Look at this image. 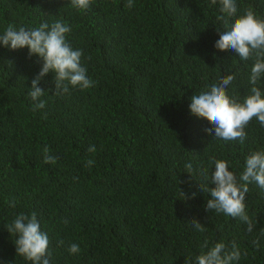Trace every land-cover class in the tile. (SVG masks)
<instances>
[{
    "label": "trees",
    "instance_id": "trees-1",
    "mask_svg": "<svg viewBox=\"0 0 264 264\" xmlns=\"http://www.w3.org/2000/svg\"><path fill=\"white\" fill-rule=\"evenodd\" d=\"M236 3L237 15L252 6L264 17V0ZM126 4L91 0L77 10L70 0H0V33L8 24H68L67 39L83 50L81 64L94 81L57 96L48 73L39 85L46 107L34 112L27 92L42 61L27 47L0 44V264H32L17 255V237L6 227L21 212L37 214L50 264H187L207 250L206 238L209 247L223 241L230 248L235 240L242 255L233 264H264V189L250 183L245 197L251 232L239 218L207 210L210 194L202 190L215 187L212 157L240 176L246 156L264 150V127L253 119L243 143L223 141L189 109L192 95L228 74L235 77L228 94L242 100L252 87L253 61L214 46L219 3ZM257 87L264 93V76ZM45 146L55 164L44 162ZM89 159L95 163L86 167ZM193 219L206 231H197ZM73 243L75 254L68 251Z\"/></svg>",
    "mask_w": 264,
    "mask_h": 264
},
{
    "label": "clouds",
    "instance_id": "clouds-1",
    "mask_svg": "<svg viewBox=\"0 0 264 264\" xmlns=\"http://www.w3.org/2000/svg\"><path fill=\"white\" fill-rule=\"evenodd\" d=\"M70 3L71 7L77 10H87L91 6V0H70ZM217 3L220 6L217 21L221 23V27L217 28L219 39L214 46L221 51L232 49L242 60L253 61L249 77L252 87L242 100L230 96L227 86L235 77L233 74L225 75L212 84L205 85L199 94L192 95L189 109L192 115L207 119L211 127L205 131L212 137L223 141L239 140L243 143L247 138L246 128L253 119L264 127V93L257 87V81L264 76V17L258 16L252 6H248L242 14L237 15L236 0H210V5ZM125 6L133 7V0H127ZM70 32L71 27L58 20L51 24L42 22L32 28L25 26L17 28L14 24H8L4 32L0 33V44L4 47L13 50L27 47L30 56L36 55L42 61L41 70L32 79L31 88L27 92L34 112L46 107L47 101L40 99L45 91L39 85L48 73H54V95L57 96L69 93L72 88L85 90L94 85V81L87 75V69L81 64L83 50L73 48L67 39ZM42 118L47 119V113H44ZM88 151L94 153L95 145L89 146ZM43 159L45 163L55 164L58 157L50 154V149L45 146ZM94 163V160L89 159L85 166L91 167ZM209 164L214 165L210 184H214L215 187L202 184V190L210 194L206 209L239 218L247 224L248 231L251 232L254 223L246 212L245 197L249 192L250 183L254 182L264 189V150L252 151L246 156L244 171L239 177L229 170V162L225 159L212 157ZM185 167L187 172L192 174L191 162L186 163ZM204 174L206 175V171ZM183 194L186 198V194ZM5 203L12 208L16 206L15 199L6 198ZM64 222L68 223L66 219ZM192 224L197 231L201 233L206 231L204 224L199 220L193 219ZM6 227L17 237L14 241L17 255L31 261L32 264H50L49 237L41 230L35 212L17 214ZM253 243L259 247L258 241ZM201 247L207 250L194 258H187V264H233L239 261L242 255L235 240L231 242L230 248H226L223 241L209 247L206 238ZM68 251L73 254L79 252V245L71 244ZM244 255L247 253L244 252Z\"/></svg>",
    "mask_w": 264,
    "mask_h": 264
}]
</instances>
